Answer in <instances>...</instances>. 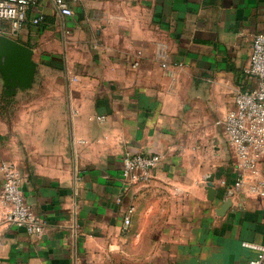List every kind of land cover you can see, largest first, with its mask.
Wrapping results in <instances>:
<instances>
[{
	"label": "crops",
	"instance_id": "0c3cea01",
	"mask_svg": "<svg viewBox=\"0 0 264 264\" xmlns=\"http://www.w3.org/2000/svg\"><path fill=\"white\" fill-rule=\"evenodd\" d=\"M72 5L68 16L52 0L31 8L45 14L18 37L39 63L33 86L6 96L0 84V161L18 164L47 221L33 235L0 200V264H250L258 251L243 241L264 240V196L227 192L236 159L219 121L257 84L243 68L264 0ZM126 150L162 154L149 183L124 179Z\"/></svg>",
	"mask_w": 264,
	"mask_h": 264
},
{
	"label": "built area",
	"instance_id": "2783aa9c",
	"mask_svg": "<svg viewBox=\"0 0 264 264\" xmlns=\"http://www.w3.org/2000/svg\"><path fill=\"white\" fill-rule=\"evenodd\" d=\"M72 1L52 0L59 13L66 16L74 13ZM39 2L40 0H0V35L18 39L29 24H40L45 19V14H30L31 8ZM141 53L139 50L133 61L134 66L140 64ZM162 65L167 67L168 63L164 61ZM243 71L257 77L258 81L255 86L237 92L233 106L219 121L224 126L227 142L236 159L234 182L227 184L223 180V183L227 188L231 186L233 189H245L250 194L264 196V30L255 34L249 61ZM97 117L104 118L103 115ZM161 159L162 154L159 152L126 150L123 154L122 176L130 184L149 183L155 177V169ZM0 170L3 177L0 200L5 206V220L25 228L33 235H44L47 221L27 201L18 164L13 160L3 159L0 161ZM134 210V204L128 207L124 217L126 226L131 222V213ZM243 245L258 251L250 264H263L264 240H244Z\"/></svg>",
	"mask_w": 264,
	"mask_h": 264
},
{
	"label": "water",
	"instance_id": "95a60500",
	"mask_svg": "<svg viewBox=\"0 0 264 264\" xmlns=\"http://www.w3.org/2000/svg\"><path fill=\"white\" fill-rule=\"evenodd\" d=\"M33 55L34 48L31 46L5 34L0 35V79L6 96H13L18 90H26L33 86L39 64ZM214 178L215 174H211L207 179L210 199H214L218 191ZM233 191L231 186L227 188L228 193ZM229 203L228 198L223 207H228Z\"/></svg>",
	"mask_w": 264,
	"mask_h": 264
},
{
	"label": "rangeland",
	"instance_id": "374dc122",
	"mask_svg": "<svg viewBox=\"0 0 264 264\" xmlns=\"http://www.w3.org/2000/svg\"><path fill=\"white\" fill-rule=\"evenodd\" d=\"M0 83H1V79H0ZM2 84V83H1ZM212 127H213V129H219V131L222 133V128L219 126V125H216V124H212ZM222 136H223V133L221 134ZM224 138V137H223ZM225 141L223 140V143H224ZM225 144H227L228 145V143L227 142H225ZM212 146H213V149H214V151H217L219 148L217 147V146H219V144L218 143H213L212 144ZM228 147H229V145H228ZM227 147V148H228ZM228 153H229V156L231 155V151L229 150L228 151Z\"/></svg>",
	"mask_w": 264,
	"mask_h": 264
}]
</instances>
